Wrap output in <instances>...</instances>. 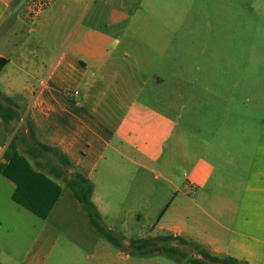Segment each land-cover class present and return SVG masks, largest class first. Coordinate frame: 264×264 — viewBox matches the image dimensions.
<instances>
[{
    "label": "crops",
    "instance_id": "obj_1",
    "mask_svg": "<svg viewBox=\"0 0 264 264\" xmlns=\"http://www.w3.org/2000/svg\"><path fill=\"white\" fill-rule=\"evenodd\" d=\"M162 1L53 0L57 12L70 16L65 51L56 54L62 40L55 31L41 40L37 56L24 55L9 69L23 84L2 76L13 65L8 59L0 88L30 114L38 140L64 152L92 182L101 217L98 204L112 187L103 172L130 174L131 183L140 172L154 174L174 191L156 225L160 232L150 237L181 236L216 256L264 264V70L262 117L249 152V96L240 107L235 59L215 47L216 38L203 36V23L188 22L199 0ZM13 135L0 126V166ZM0 177V237L28 236L29 263L39 264L52 233L41 236L72 198L63 189L43 220L15 202L16 185ZM119 190L129 198L125 186ZM37 219L48 222L40 233Z\"/></svg>",
    "mask_w": 264,
    "mask_h": 264
},
{
    "label": "rangeland",
    "instance_id": "obj_2",
    "mask_svg": "<svg viewBox=\"0 0 264 264\" xmlns=\"http://www.w3.org/2000/svg\"><path fill=\"white\" fill-rule=\"evenodd\" d=\"M169 2L170 0H163L161 4ZM27 8L31 11L28 18ZM38 11L43 13L36 17ZM188 22L203 23L207 27L203 36L210 35L209 37L216 38L218 44L215 47L226 53L228 57L232 56L236 61L235 72L239 81L240 107L244 108L247 105L246 98L249 96V152H251L262 117V108L257 99L261 96V75L264 70V2L263 0H199V10L196 8L192 19ZM69 28L70 16L66 15L65 11L57 12L53 0H0V54L13 61V65L4 70L2 76L8 74L10 68L14 70L16 65H21L24 55L37 56L41 49L40 46L38 47L41 40L46 37V40L48 37L53 38L55 31L62 40L56 46L55 52L56 54L61 53L60 50L64 52L66 49L63 45L64 38ZM198 28L199 26L196 27V32ZM29 29H35V32L30 33ZM191 31L194 32V28ZM159 33L162 34V31ZM130 34H133V30ZM12 73L8 74V84H23V78L16 77ZM0 80L4 87L7 82ZM231 83H234L233 78ZM252 100H255L253 104ZM21 124L22 122H19L8 128L15 133V128L19 129ZM0 126H5L1 119ZM122 167L128 168L129 165L123 164ZM103 174L109 176L112 187L106 203L98 204L102 212L101 223L127 246L132 239L148 238L153 232H160L156 225L168 208L169 199L166 198L173 193V188L162 184L154 178V174L150 173L140 172L134 183L130 181L132 177L130 174L123 175L118 171L103 172ZM121 186H125L126 190L130 191L128 199H124L120 194ZM151 186L155 189L153 194L150 192ZM136 191H140L138 202H135L133 197ZM191 193L195 196V191L192 190ZM64 196L72 198V204L67 211H63V217L60 219L53 217L49 227L51 231L46 230L42 234L41 238H45L52 233V240L47 243L46 251L40 255L39 264L53 261L64 263L78 261L86 264H190L186 260L178 262L164 254L139 257L122 252L96 232L89 217L66 186H64ZM37 220L39 233L43 227L48 228L47 221ZM29 239L28 236L24 238L22 235H14L11 242H5L0 237V264H30L27 252L30 247ZM170 245L191 256L199 257L189 246L176 242ZM51 246L54 249L50 250Z\"/></svg>",
    "mask_w": 264,
    "mask_h": 264
},
{
    "label": "trees",
    "instance_id": "obj_3",
    "mask_svg": "<svg viewBox=\"0 0 264 264\" xmlns=\"http://www.w3.org/2000/svg\"><path fill=\"white\" fill-rule=\"evenodd\" d=\"M8 63L7 58L0 56V73ZM0 118L7 126L22 122L3 155L5 163L0 166V172L16 185L13 200L37 217L43 220L49 217L66 186L89 217L96 232L122 252L139 257L164 254L178 262L186 260L190 264H208L206 261L215 264H248L228 256H216L195 241L181 236L132 239L128 246L125 245L101 223L100 212L92 201V182L77 170L64 152L38 140L36 125L30 114L1 88ZM175 242L191 247L199 257L170 245Z\"/></svg>",
    "mask_w": 264,
    "mask_h": 264
}]
</instances>
